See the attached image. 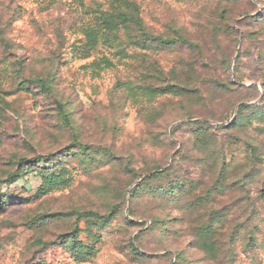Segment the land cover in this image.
<instances>
[{"label": "rangeland", "instance_id": "1", "mask_svg": "<svg viewBox=\"0 0 264 264\" xmlns=\"http://www.w3.org/2000/svg\"><path fill=\"white\" fill-rule=\"evenodd\" d=\"M0 264H264V0H0Z\"/></svg>", "mask_w": 264, "mask_h": 264}, {"label": "trees", "instance_id": "2", "mask_svg": "<svg viewBox=\"0 0 264 264\" xmlns=\"http://www.w3.org/2000/svg\"><path fill=\"white\" fill-rule=\"evenodd\" d=\"M28 81H25L23 84H25V83H27ZM32 83H38V84H40V85H44V81H42V80H38V81H31ZM247 106L246 105H243L241 108L242 109H244V108H246ZM157 174H155V176H156ZM85 216H90V214H88V213H86V214H84Z\"/></svg>", "mask_w": 264, "mask_h": 264}]
</instances>
